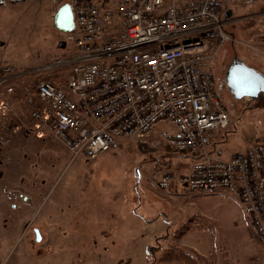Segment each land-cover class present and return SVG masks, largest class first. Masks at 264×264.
<instances>
[{"label": "rangeland", "instance_id": "374dc122", "mask_svg": "<svg viewBox=\"0 0 264 264\" xmlns=\"http://www.w3.org/2000/svg\"><path fill=\"white\" fill-rule=\"evenodd\" d=\"M61 4L31 0L0 7V66L22 74L0 122V264H173L165 250L195 241L203 251L226 247L230 259L218 255L216 264H250L262 247L252 240L238 200L196 198L183 185L158 187L163 172H183L192 162L167 142L175 134L172 122L160 120L142 138H122L92 159L72 157L50 133L25 134L33 121L25 93L43 77L65 84L69 72L63 65L47 69L49 76L38 74L67 53L53 18ZM223 10L230 38L210 67L229 114V125L217 131L219 145L225 149L232 139L236 151L264 133V94L234 98L225 72L235 54L264 75V0H227ZM201 209L213 212L215 229H192V213Z\"/></svg>", "mask_w": 264, "mask_h": 264}, {"label": "built area", "instance_id": "2783aa9c", "mask_svg": "<svg viewBox=\"0 0 264 264\" xmlns=\"http://www.w3.org/2000/svg\"><path fill=\"white\" fill-rule=\"evenodd\" d=\"M31 0H0V7ZM74 26L67 53L45 69L70 65L65 84L39 79L26 96L33 120L25 134L50 133L72 157L89 159L142 138L160 120L175 125L167 142L192 159L187 172H163L157 185L186 193L232 189L253 235L264 244V141L225 156L213 134L229 125L210 60L230 38L227 0H55ZM19 73L0 67V120Z\"/></svg>", "mask_w": 264, "mask_h": 264}, {"label": "water", "instance_id": "95a60500", "mask_svg": "<svg viewBox=\"0 0 264 264\" xmlns=\"http://www.w3.org/2000/svg\"><path fill=\"white\" fill-rule=\"evenodd\" d=\"M225 16H227V13H225ZM53 18L55 25L61 31H69L74 26L72 9L68 3L61 4L57 8ZM58 45L59 47H63L64 42L59 41ZM225 82L234 98H256L259 94H264V75L254 67L238 59L235 54L226 69ZM139 180L140 172L137 168L136 189ZM37 235L39 238L38 232Z\"/></svg>", "mask_w": 264, "mask_h": 264}, {"label": "crops", "instance_id": "0c3cea01", "mask_svg": "<svg viewBox=\"0 0 264 264\" xmlns=\"http://www.w3.org/2000/svg\"><path fill=\"white\" fill-rule=\"evenodd\" d=\"M2 121H4V119L0 120V122H2ZM213 138L217 142H220V135H219V133L217 131L214 132ZM231 141H232V139L229 140V145H230ZM229 145L227 146V143H226V146H225V149H224L225 156H229L230 154H232L234 152V149L231 146H229ZM240 149H243V148H240ZM189 166L183 172H187V170L189 169ZM192 195H196V198H209L211 196H217V197H222V198H226V199H231L232 198V200L236 199L241 204L242 209H243L242 203L239 201V199L237 198V196L235 195V193H234V191L232 189L224 188V189H217V190H214V191H195V193L193 192ZM98 199H99V197H98ZM243 211H244V209H243ZM212 218H213V212H211L209 210L201 209V210L194 211L192 213V229H200V228L201 229L209 228L210 230L215 229L214 225L212 223ZM246 219H247V221H249L247 216H246ZM251 237H252V235H251ZM252 240L253 241L256 240L255 242L258 243L262 247V249H261V251L258 250L257 253L254 255V257L252 259H250V264H262V263L264 264V244L263 243L260 244L257 241V239L254 238V237H252ZM192 249L196 253H198L199 255L207 256V257L210 254L213 253L215 255L214 264H216V260H217L218 255L223 256L227 261L230 259L229 258V253L226 250V247L217 249L216 246L213 244L211 249H209L208 251H203V250H201V247H200L199 243L197 241H195L194 243H192ZM260 253H261V255H260Z\"/></svg>", "mask_w": 264, "mask_h": 264}, {"label": "trees", "instance_id": "16d2710c", "mask_svg": "<svg viewBox=\"0 0 264 264\" xmlns=\"http://www.w3.org/2000/svg\"><path fill=\"white\" fill-rule=\"evenodd\" d=\"M65 66L70 67V65H65ZM210 69H211V67H210ZM51 71L44 69V71H39L38 74H44V75L49 76V74H47V73H49ZM21 75H19V77ZM41 79H49L55 84H61L62 83V81L55 80L53 78L43 77ZM22 80H24V79H22ZM25 96H27V93H25ZM257 102L259 103L260 101H257ZM259 140L264 141V133L260 136ZM213 141H214V144H219V142H217L214 138H213ZM175 173H179V172L176 171ZM180 173H182V172H180ZM171 246H172L171 248L165 250L166 252H164V256L168 262H171L173 264H214V262H215V255L213 253L207 257V256L199 255L198 253H196L192 249V247L187 246V245H183V244L173 245L172 244Z\"/></svg>", "mask_w": 264, "mask_h": 264}]
</instances>
